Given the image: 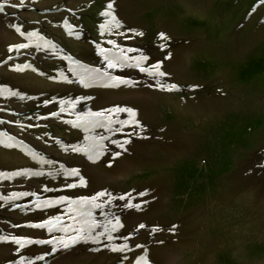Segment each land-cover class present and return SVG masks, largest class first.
Listing matches in <instances>:
<instances>
[{"label": "flooded vegetation", "instance_id": "flooded-vegetation-1", "mask_svg": "<svg viewBox=\"0 0 264 264\" xmlns=\"http://www.w3.org/2000/svg\"><path fill=\"white\" fill-rule=\"evenodd\" d=\"M249 198L264 0H0V264H167L201 212L215 264H264Z\"/></svg>", "mask_w": 264, "mask_h": 264}, {"label": "water", "instance_id": "water-1", "mask_svg": "<svg viewBox=\"0 0 264 264\" xmlns=\"http://www.w3.org/2000/svg\"><path fill=\"white\" fill-rule=\"evenodd\" d=\"M248 206H250L251 212L255 217L253 218L254 220L257 218V220H253L254 223L256 225H258L261 228H264V216L262 214H258V209H262V211L264 210V201L262 202H256L254 198H249L248 203L246 204ZM203 215L205 216L204 212H202ZM206 218V216H205ZM207 220V219H206ZM98 228V227H97ZM97 228H91L89 230V232L86 235V239H84V242H90V243H98L104 240L109 241V238L112 236V232L109 229V225H107V228L105 229V231H102L101 233L97 232ZM204 226L202 228H200V224H198L195 227V232H196V236H197V241H198V245H199V250L200 253L202 254V256L205 258V260L208 262V264H215V262L212 260V257L210 255V252L207 250V247H203L204 245H201L202 242L205 239V234H204ZM228 235H225L223 239H228V236H231L232 234L226 233ZM65 236L67 237V235L65 234ZM80 240L83 238L81 234L79 235H74V234H70V236H68L67 239H65V241H61L63 244H71L74 242H78L79 239ZM68 249H70L69 246L66 247V245L62 248H60L59 250L55 251V253L53 254L52 258H56L57 256L65 253L66 251H68ZM124 250H115L113 251V253H122L123 256L126 255H130L132 252H123ZM51 258V259H52ZM133 264H144L146 263L145 261H140V258H138L136 261L132 262Z\"/></svg>", "mask_w": 264, "mask_h": 264}, {"label": "rangeland", "instance_id": "rangeland-1", "mask_svg": "<svg viewBox=\"0 0 264 264\" xmlns=\"http://www.w3.org/2000/svg\"><path fill=\"white\" fill-rule=\"evenodd\" d=\"M206 223L203 213L189 214L182 220V231L186 232L187 247L185 250L176 251L167 264H208L199 250L195 227L200 224L202 228ZM197 243V245H196Z\"/></svg>", "mask_w": 264, "mask_h": 264}, {"label": "trees", "instance_id": "trees-1", "mask_svg": "<svg viewBox=\"0 0 264 264\" xmlns=\"http://www.w3.org/2000/svg\"><path fill=\"white\" fill-rule=\"evenodd\" d=\"M246 255L248 256V258H250L251 256L255 257V258H259L260 256L264 255V248L260 247V246H255V247H251L246 251ZM229 252H225L224 255L227 256L229 255ZM225 264H233L231 261H229L228 259H225L223 261Z\"/></svg>", "mask_w": 264, "mask_h": 264}]
</instances>
